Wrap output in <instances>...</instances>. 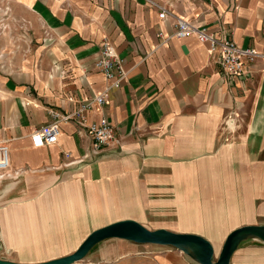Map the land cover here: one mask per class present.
I'll use <instances>...</instances> for the list:
<instances>
[{
    "label": "crops",
    "instance_id": "obj_1",
    "mask_svg": "<svg viewBox=\"0 0 264 264\" xmlns=\"http://www.w3.org/2000/svg\"><path fill=\"white\" fill-rule=\"evenodd\" d=\"M175 18L253 48L247 77L225 76L194 35L174 37ZM104 40L126 80L85 118L105 117L115 141L94 152L84 128L61 121L57 142L37 145L53 112L108 85L95 68ZM0 142L12 172L0 181V260L64 257L129 219L198 235L215 261L230 232L264 226V0H0ZM131 250L113 264H198ZM229 264H264V244L242 240Z\"/></svg>",
    "mask_w": 264,
    "mask_h": 264
},
{
    "label": "built area",
    "instance_id": "obj_2",
    "mask_svg": "<svg viewBox=\"0 0 264 264\" xmlns=\"http://www.w3.org/2000/svg\"><path fill=\"white\" fill-rule=\"evenodd\" d=\"M158 18L164 20L167 11L159 8ZM176 38H186L194 35L198 42L208 45V53L215 58L220 71L230 79H245L247 69L254 64L258 54L253 48H240L227 37H216L213 32L205 27H196L183 19L175 18ZM161 36V34H159ZM95 68L99 71L108 85L98 95L87 98L80 102L77 108L70 113L51 114L52 122L48 123L32 133V138L39 146H49L57 142L59 136V122L74 121L84 128L92 139V148L96 152L101 146H107L115 141L114 128L105 117L98 122L86 124L85 113L97 104L99 106L107 104V94L112 89L119 88L126 80V74L122 65V60L118 56L115 47L107 40L100 45L98 57L95 61ZM12 172L9 169V148L5 142H0V181L10 178Z\"/></svg>",
    "mask_w": 264,
    "mask_h": 264
},
{
    "label": "water",
    "instance_id": "obj_3",
    "mask_svg": "<svg viewBox=\"0 0 264 264\" xmlns=\"http://www.w3.org/2000/svg\"><path fill=\"white\" fill-rule=\"evenodd\" d=\"M108 239H125L138 244L171 246L183 249L193 245L198 252L190 256L198 264H229V260L239 242L245 239H256L264 244V226H244L230 232L221 247L215 261L212 245L204 238L193 234L172 233L166 230H149L133 220H120L92 231L71 254L36 264H75L81 261L97 244ZM0 264H19L0 260Z\"/></svg>",
    "mask_w": 264,
    "mask_h": 264
},
{
    "label": "rangeland",
    "instance_id": "obj_4",
    "mask_svg": "<svg viewBox=\"0 0 264 264\" xmlns=\"http://www.w3.org/2000/svg\"><path fill=\"white\" fill-rule=\"evenodd\" d=\"M83 236H75V239H82ZM77 243V242H75ZM133 250H145V249H153V250H175L180 254L190 258L186 253L190 256H195L194 254H190L188 252V246L185 248V251L181 249H176L175 247L169 246H158L152 244H138L136 242L125 240V239H108L94 246L90 251L91 254L88 253L81 261L75 264H113L115 260L122 257L123 254L128 251ZM96 250V251H94ZM89 251V252H90ZM92 258V260H89Z\"/></svg>",
    "mask_w": 264,
    "mask_h": 264
},
{
    "label": "bare ground",
    "instance_id": "obj_5",
    "mask_svg": "<svg viewBox=\"0 0 264 264\" xmlns=\"http://www.w3.org/2000/svg\"><path fill=\"white\" fill-rule=\"evenodd\" d=\"M188 252L195 255L198 252L197 247L193 245L188 246Z\"/></svg>",
    "mask_w": 264,
    "mask_h": 264
}]
</instances>
